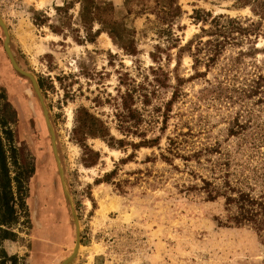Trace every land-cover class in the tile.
I'll list each match as a JSON object with an SVG mask.
<instances>
[{
  "label": "rangeland",
  "instance_id": "374dc122",
  "mask_svg": "<svg viewBox=\"0 0 264 264\" xmlns=\"http://www.w3.org/2000/svg\"><path fill=\"white\" fill-rule=\"evenodd\" d=\"M71 1L0 0L9 51L17 66L33 75L41 98L30 79L12 68L0 28V90L11 113L8 125L25 186L27 211V223L23 224L20 216L15 228L17 239L3 242L10 256L7 264H60L69 255L74 244L69 200L79 224L78 253L69 264H260L263 250L255 232L222 225V199L208 201L189 188L200 184L199 176L207 177L208 171L165 152V137L185 131L186 126L196 147L218 142L232 150L237 143L236 137L226 135V129L239 104L201 92L206 80L213 81L219 75L223 60L204 75L200 73L204 70L201 62L193 65L190 52L200 23L190 17L192 10L253 20L257 16L248 7H233L232 0H177L181 14L172 24L177 42L153 60L150 53L155 44L165 46V40L155 32L153 15L138 13L139 0L127 4L124 0H96L112 8L115 23L131 30L128 40L135 48L132 53L123 51L105 32L91 43L77 41L74 36L81 40L83 35L76 18L77 3L66 12L54 9ZM142 2L152 4L151 0ZM96 27L93 24L92 29ZM190 39L188 48L177 51ZM253 40L257 49L253 58L260 62L264 18ZM228 52L231 49L227 48L225 55ZM157 65L167 72L170 85L175 76L181 79L182 94L172 102L163 130L159 129V113L152 108L169 97L170 87L156 88L150 103L141 110L139 128L144 138H155L153 144L109 147L100 138H83L77 120L83 117L84 108L103 121L115 139L139 141V136L123 137L117 130L114 99L120 79L147 82L151 79L148 67ZM261 70L264 72V64ZM250 101L246 99L247 106L263 116L264 101L260 105ZM161 154L170 157V162Z\"/></svg>",
  "mask_w": 264,
  "mask_h": 264
},
{
  "label": "trees",
  "instance_id": "16d2710c",
  "mask_svg": "<svg viewBox=\"0 0 264 264\" xmlns=\"http://www.w3.org/2000/svg\"><path fill=\"white\" fill-rule=\"evenodd\" d=\"M124 1L127 4L130 0ZM139 1L141 5L138 13L143 11L152 14L157 26L155 32L159 39L165 40V46L157 43L154 46L155 51L150 53L151 58L155 60L169 45L175 47L177 38L172 32V24L181 14L180 5L177 0H151L150 5ZM232 1L233 7H248L251 13L257 16V20L222 13L211 15L209 12L203 13L193 9L190 17L200 23V26L190 56L193 65L198 62L203 64L204 70L200 72L202 75L222 58L219 75L213 81L206 80L207 86L203 87L201 92L230 104H239L226 129V135L236 137L237 143L232 150L222 148L218 142L196 147L190 138V128L186 126L185 131H179L173 137H165V152L184 163L193 161L208 171L207 177L199 176L200 184H192L189 188L203 194L205 200L222 199L225 218L219 223L247 227L255 232L263 250L260 264H264V115L259 116L253 107L246 104V99H251L253 105H260L264 101V72L261 70L264 64V47L259 49L263 54L260 62L253 58L257 52L253 39L261 31L264 1ZM74 3H77L76 18L83 30L81 40L74 36L77 41L91 43L99 33L105 32L113 36L123 51L134 52L135 48L128 40L131 30L112 20L110 6L100 5L96 0H73L62 2L54 9L66 12ZM93 24L97 25L95 29H92ZM53 32L56 31L53 29ZM191 40H187L183 47H178L177 51L188 48ZM243 43H246L245 47H242ZM227 48L231 49V52L225 55ZM148 70L151 72V79L147 82L131 78L120 79L118 94L114 99L113 116L117 130L123 137L139 136V141L133 143L126 142L123 138L115 139L109 134L104 122L84 108L81 110L83 117L77 120L78 128L83 129V138H100L105 140L109 147L129 144L135 148L155 142V138H144L139 128L143 119L141 110L144 111L150 103L156 88L170 87L169 97L152 108L155 113H159V129L163 130L172 102L182 94L179 90L181 79L175 76V83L170 85L167 72L159 65L149 66ZM120 87L123 89L120 90ZM0 100L3 101V104H0V264H7L10 262V256L3 248V242L17 239L15 228L20 216L23 218L22 223H27V211L24 202L25 186L13 132L8 125L10 120L7 116L10 117L11 113L3 90H0ZM186 146L189 148H185ZM242 154L245 155L243 159L240 157ZM161 157L170 162V157L163 154Z\"/></svg>",
  "mask_w": 264,
  "mask_h": 264
},
{
  "label": "water",
  "instance_id": "95a60500",
  "mask_svg": "<svg viewBox=\"0 0 264 264\" xmlns=\"http://www.w3.org/2000/svg\"><path fill=\"white\" fill-rule=\"evenodd\" d=\"M0 28L3 32V36H4V39H3V49L9 59V62L12 66V68L14 70H16L17 72L27 76L29 79H30V82L32 84V87L35 91V93L37 94L38 98L41 100L40 98V95H39V91H38V85H37V82L35 80V78L33 77L32 74H30L29 72H25L23 71L22 69H20L17 64L15 63L10 51H9V48H8V45H7V37H8V33H7V29H6V26L5 24L3 23L2 19L0 18ZM43 107V105H42ZM43 111H44V116L46 118V115H45V109L43 107ZM47 122V120H46ZM50 137H51V148H52V153H53V156L55 158V161H56V164H57V171H58V174L60 176V178L62 177L61 175V168L58 164V158L56 156V153H55V147H54V143H53V137H52V133L50 131ZM69 200V199H68ZM69 206H70V212H71V216H72V221H73V225H74V244H73V247L71 249V252L69 253L68 256H66L60 264H69L71 262V260L75 257L76 253H77V247L79 246V229H77V223H78V220H77V217L75 215V212L73 210V207L71 205V202L69 200Z\"/></svg>",
  "mask_w": 264,
  "mask_h": 264
},
{
  "label": "bare ground",
  "instance_id": "6f19581e",
  "mask_svg": "<svg viewBox=\"0 0 264 264\" xmlns=\"http://www.w3.org/2000/svg\"><path fill=\"white\" fill-rule=\"evenodd\" d=\"M42 3H44L45 2V0L43 1H41ZM69 118H70V120H71V111H70V113H69ZM77 229H79V224L77 223ZM92 251H96V247L95 248H93V249H90V251H89V254L88 255H91L92 254ZM78 253V252H77Z\"/></svg>",
  "mask_w": 264,
  "mask_h": 264
},
{
  "label": "crops",
  "instance_id": "0c3cea01",
  "mask_svg": "<svg viewBox=\"0 0 264 264\" xmlns=\"http://www.w3.org/2000/svg\"><path fill=\"white\" fill-rule=\"evenodd\" d=\"M42 1V0H41ZM44 1V0H43Z\"/></svg>",
  "mask_w": 264,
  "mask_h": 264
}]
</instances>
